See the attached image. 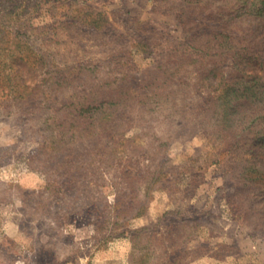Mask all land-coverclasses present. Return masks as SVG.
<instances>
[{
    "label": "rangeland",
    "instance_id": "1",
    "mask_svg": "<svg viewBox=\"0 0 264 264\" xmlns=\"http://www.w3.org/2000/svg\"><path fill=\"white\" fill-rule=\"evenodd\" d=\"M177 7L0 0V83L10 105L30 88L38 107L0 109V264H264V120L252 96L264 71L229 62L199 75L218 53L213 23ZM14 57L17 77L5 67ZM227 91L229 118L217 105ZM101 100L70 186L59 166L31 165L48 124Z\"/></svg>",
    "mask_w": 264,
    "mask_h": 264
},
{
    "label": "trees",
    "instance_id": "2",
    "mask_svg": "<svg viewBox=\"0 0 264 264\" xmlns=\"http://www.w3.org/2000/svg\"><path fill=\"white\" fill-rule=\"evenodd\" d=\"M182 1L183 7H177L173 10V15L179 14L198 22L208 19L211 20L214 27L206 43L211 46V42H213L214 48L218 50V53L210 57L211 61L208 60L211 67L204 63L201 64L202 67H200L198 71L199 75L208 77L211 73V76L214 77L215 73H221V68L229 62H232V66L237 70L248 71V68L258 65L264 71V0ZM244 28L251 30L249 38L239 44H235V42L229 38V33ZM200 53L204 54V51H200ZM201 58L204 61L206 60L204 57ZM18 60L20 61V59L14 57L5 63V67L11 70L16 77L20 74ZM12 78L13 77L9 75L7 81ZM230 81H232V79L227 80V82ZM257 81H262L263 83L260 87L261 89L259 91H254L252 96H261L259 100L262 103L261 111L264 120V76L261 78L257 77ZM2 82L3 84L0 83V109L5 108V111L11 112V108H16L22 115H30L37 111L38 107L30 103L35 91L30 88L17 91V95L12 96H15L17 100L26 98L29 104L26 102L15 103L14 106H12L8 103L11 93L4 87L5 82ZM222 82L223 77L221 83ZM232 87L233 85H231L230 88ZM231 90L233 91L234 89L228 91L230 92ZM228 91L227 94L223 93L219 97L220 103L217 104L219 107L223 108L221 114L225 115L227 118H229V115H232V109L229 105L231 99L227 96ZM235 92L236 90H234L232 94H236ZM83 94L87 96L88 94H92V96H95V93L86 91H84ZM111 100L110 103L102 100L99 103H97V101H94L95 103L93 101L79 103L77 107L74 106V114H76V116H74L73 120L67 122L64 119H56L53 123L48 124L45 129L46 135L43 137L44 141L39 149L40 153L32 158L31 165L40 164L39 166H53L55 164L59 166L58 168H60V171L63 173L62 176L72 179L69 181L70 186L71 182L80 174L79 161L75 158V155L78 154L83 156V152L79 151L78 143L84 138L89 137L88 134L94 131L95 128L93 127V123L95 122L90 119L96 118L101 114L106 103L115 106L113 104L121 102L119 99L115 101L114 98H111ZM215 106H213V108ZM68 114L73 113L69 111ZM94 136H96V134H94ZM73 190L74 187L67 188L68 193H71Z\"/></svg>",
    "mask_w": 264,
    "mask_h": 264
}]
</instances>
